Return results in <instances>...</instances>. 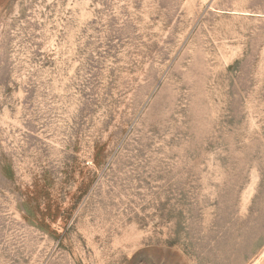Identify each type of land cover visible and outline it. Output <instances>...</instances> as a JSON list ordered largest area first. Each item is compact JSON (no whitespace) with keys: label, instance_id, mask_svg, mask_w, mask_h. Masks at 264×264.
Listing matches in <instances>:
<instances>
[{"label":"rangeland","instance_id":"374dc122","mask_svg":"<svg viewBox=\"0 0 264 264\" xmlns=\"http://www.w3.org/2000/svg\"><path fill=\"white\" fill-rule=\"evenodd\" d=\"M0 264H264V0H0Z\"/></svg>","mask_w":264,"mask_h":264}]
</instances>
